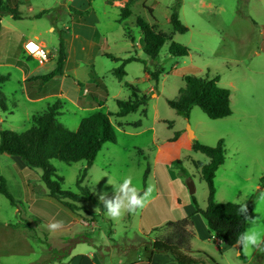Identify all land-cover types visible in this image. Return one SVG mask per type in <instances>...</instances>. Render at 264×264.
<instances>
[{"label":"rangeland","instance_id":"obj_1","mask_svg":"<svg viewBox=\"0 0 264 264\" xmlns=\"http://www.w3.org/2000/svg\"><path fill=\"white\" fill-rule=\"evenodd\" d=\"M128 1L122 0L123 6ZM132 1V15L126 20H121L120 7L114 0H79L72 6L68 5L67 0H24L19 7L22 20H14L8 15L2 16L0 25L12 30L14 44L8 41L7 33L1 35L0 29V73L11 75L10 81L0 85V92L6 98V110L0 109V133H21L28 130L35 125V115L45 112L47 104L53 105L58 99L61 100L57 119L71 130H77L81 120L96 111L111 114V123L117 125V142L104 145L88 169L87 183L84 179L82 184L95 196L93 200L83 203L82 207L90 213L102 211V214L104 206L97 198L98 194L105 193L109 199L115 194L114 186L109 184L110 178L107 176L113 177V184H118L124 176H131L133 184L141 193L145 188L154 189L151 177L144 181L146 170H154L155 154L154 151L149 152L150 149L157 148L152 145L154 141L164 143L178 131L185 136H189L192 131L193 140L203 145L215 146L222 140L226 161L216 173V201L245 203L246 206L253 204L255 211L248 219L246 230L252 227L262 233L264 51L256 45L262 39L260 32L261 24L264 23V1L204 0L207 5L202 6L200 0H182L179 15L189 30L186 34L174 33L170 24L171 11L176 0ZM107 2H112L113 5ZM75 11L86 14L81 17ZM38 15L40 18H36ZM138 16L156 26L157 32L168 38L156 59L149 58L142 50L143 35L136 24ZM249 16L259 25H252L246 18ZM73 22H78L77 27L72 26ZM222 22L227 29L226 42H219L220 38L215 34L216 27L220 28ZM61 38L66 42L68 58L65 67L66 80L60 91L62 95H59L60 98L56 96L58 99L52 97L33 103L28 99L24 80L52 71L56 66ZM27 40L42 43L49 49V62L42 65L28 58L24 50ZM172 41L188 48L189 56L170 55L169 46ZM85 52L88 57H85ZM104 53L117 59L133 57L138 60L126 66V76L120 80L112 74V70L119 67L121 62L113 60L107 54L104 56ZM145 68L158 73V83L151 77V80H143ZM91 70L107 87V96L104 91H100L101 95H98L96 89L86 86L91 82ZM189 75L203 78L218 76L219 86L231 92L233 114L224 119L212 120L199 107H193L189 119L178 115L168 105V100L178 99L180 90L185 87L184 77ZM128 85L138 88L149 99L143 112L140 109L119 119L115 116L118 111L117 101L131 98L132 90ZM30 86L34 93L40 94L49 93L52 89L51 84L31 82ZM85 87H88L89 94L86 98L94 104L101 100L102 107L93 111H81L75 107L73 101L85 96ZM171 122L172 128L169 127ZM153 133L156 139L152 138ZM187 144V138L182 139L178 146L164 144L161 158L180 152V160L185 169L182 177L184 182H193L196 192L191 195L187 188V191L181 193L178 185L174 186L173 191L182 199L184 205L191 204L194 196L201 206H206L207 185L191 162L204 163L207 157L192 150ZM139 149L145 150L146 155L142 156L144 152ZM147 156L151 159L146 160ZM52 164L56 173L63 178L62 189L80 196L76 182L80 173L87 168V162L68 165L53 160ZM170 169L171 174L180 177V165ZM1 177L5 179L7 188L18 205L13 206L0 194V264H40L51 258L63 264L69 256H72L71 264H76V261L80 262L82 256L90 251L91 245L85 243V237H90L97 245V256L98 253L105 255L108 247L117 248L111 256L105 255L101 259L99 255L101 264H130L138 260L139 253L131 251L135 246H117L111 238L122 243L129 239L137 242L141 236L140 209L134 213L125 211L116 220L106 216L111 220L112 226L107 220L99 219L95 228H88L85 224L83 226L76 223V216L68 219L62 215L60 210L68 213L67 208L46 196L42 171L27 168L19 157L0 155ZM95 183L94 190H91ZM35 196L39 201L33 205ZM79 215L82 218L85 213L82 211ZM83 219L85 221V217ZM94 219L96 220H87L90 222ZM57 221H61L62 226L69 223L72 225L54 231L47 227L49 223ZM109 231H113L112 236ZM162 231L166 235L171 230L163 228ZM154 234L157 236L158 232L152 236ZM78 240L82 242L76 243L69 251V245ZM141 242L145 244L146 241L141 238ZM243 252L242 247V255ZM250 264H264V254L258 252Z\"/></svg>","mask_w":264,"mask_h":264},{"label":"trees","instance_id":"obj_2","mask_svg":"<svg viewBox=\"0 0 264 264\" xmlns=\"http://www.w3.org/2000/svg\"><path fill=\"white\" fill-rule=\"evenodd\" d=\"M122 1V0H114ZM113 5L112 2H107ZM134 1L129 0L123 7H120L121 20H126L132 15L131 6ZM21 2L19 0H0V18L4 15L12 17L14 20H22V14L19 11ZM182 6V0H176L171 11L170 24L174 33L186 34L189 30L180 20L179 11ZM81 17L84 12H77ZM152 14V10H150ZM38 15L36 18H40ZM136 24L141 29L143 35L142 50L151 59H156L160 55V51L168 40L166 36L157 32L156 26L150 25L142 17L136 18ZM1 29V25H0ZM169 53L174 57H187L190 50L176 42H171ZM115 61L121 62V65L114 69L113 75L118 79H122L125 73V66L128 63L136 61V58L117 59L112 55H107ZM67 62L66 42L60 39L59 53L57 57L55 69L46 75L33 76L25 79L24 83L31 99H37L46 94H58L60 79L64 76L63 68ZM149 76L158 83V73H154L145 68ZM90 78L94 80L98 86H101L107 96V88L102 80L95 76L93 72L89 73ZM11 80L10 74L0 73V85ZM185 87L180 90L177 100H168V105L174 109L178 115L185 119H189L193 107H199L203 113L212 120H219L230 117L233 114L231 108V92L226 88L219 86V77L210 78L185 76ZM51 84L52 89L49 93H34L31 90L30 83ZM132 90L131 98L127 101L118 100L117 117H125L130 113L137 112L139 108L146 104L148 97L141 95L138 88L128 85ZM6 98L0 92V109L5 108ZM60 100L53 105H48L47 110L42 114L35 115V125L28 130L18 133L15 131H2L0 133V155L7 154L19 157L25 166L33 170L42 171V181L45 185L46 196L59 202L72 213L83 211L89 214L92 219L99 214H92L85 210L84 207L78 205L80 203L93 200V195L89 189L82 186L88 169L92 166L93 161L97 158L99 152L106 143L117 142V133L115 127L110 121L111 114L104 112H96L86 118H83L78 129L73 131L58 121ZM94 105L92 107H95ZM169 127H173V123H169ZM179 132L175 133L173 140L179 136ZM193 149L206 155L210 161L206 165L199 167L203 181L208 188L207 207L200 209L197 200L192 196L196 212L201 214L206 220L210 231L214 232L224 244L234 247L237 244L238 235L245 231L246 221L252 213L254 205L247 207V213L244 216L239 212L241 205L234 203H218L216 201L215 178L218 169L225 163L226 150L222 140L215 146L203 145L196 140L193 141ZM53 160H58L65 164L71 165L79 162H87V168L80 173L77 179L76 187L81 192L78 196L75 193L62 189L63 178L60 177L52 164ZM174 165H180V161L173 162ZM181 172L185 174V169L180 167ZM149 168L144 175V181L147 180ZM261 189H264V177L261 179ZM0 194L5 196L9 202L15 206L18 202L9 192L6 181L0 178ZM110 226L111 221H108ZM193 221L191 217L185 218L177 222H169L164 228H169V234L163 235L159 239L149 242L150 251L153 254H167L173 258L176 264H218L211 256L204 251H192L190 248L191 232ZM111 230V229H110ZM112 234V231H109ZM82 240H78L69 245V251L74 245ZM116 244L115 241H113ZM242 249V245H241ZM241 257L243 255L241 254ZM245 259V258H244ZM57 260H50L40 264H53ZM134 264H148V262H136Z\"/></svg>","mask_w":264,"mask_h":264},{"label":"crops","instance_id":"obj_3","mask_svg":"<svg viewBox=\"0 0 264 264\" xmlns=\"http://www.w3.org/2000/svg\"><path fill=\"white\" fill-rule=\"evenodd\" d=\"M78 1L79 0H76L74 3H77ZM19 2H21V5H23L24 0H19ZM200 3H202V6L207 5L204 2V0H200ZM116 4H118L119 7H122L124 2L116 1ZM208 5H210V4H208ZM246 18H247V20H249V22H251L252 25H255V26L259 25L258 22H256L254 20V18H252L250 16L246 17ZM263 19H264V9H263ZM0 21H1V19H0ZM73 23H72V26H73ZM77 24H78V22H77ZM1 30H2L1 35L7 33L9 36L8 41L13 43V32H12V30L6 29L4 27H1ZM226 32H227V29L223 27V22H222V26L220 28L216 27V33L215 34L219 36V38H220L219 42H226V39H225ZM260 34L262 35V39L256 46H258V48H260L262 51H264V23L261 24ZM27 41H25V43ZM106 54L107 53H104L103 55L105 56ZM88 56L89 55H87L85 52V57H88ZM128 59H130V58H128ZM85 60H87V59L85 58ZM88 61H90V60H88ZM66 63H65L64 68H63L64 76L61 78V81H60L61 86L58 88L59 92L56 95L46 94L43 97H40L37 99H31L28 95L25 83H23L25 91H26L27 96H28V99L31 102L39 103V102L49 100L52 97L62 95V94H60V91L63 89V84H64V81L66 80V79H64L66 76V74H65ZM128 64H130V63H128ZM128 64H126V66ZM126 66H125V68H126ZM55 67L52 69V71L55 69ZM125 68H124V70H125ZM113 71H114V69L112 70V74H113ZM90 72H93L94 75L97 76L94 71L91 70ZM125 73H126V70H125ZM97 77H99V76H97ZM143 80H145V81L151 80L147 71H145V76L143 77ZM93 84H95V86ZM87 85L90 86L91 89H96L95 92L98 95H101L100 91H102V92L104 91L102 88L98 89V87H101V86H98L97 83L92 79H91V82H88L86 84V86ZM85 90L87 92L88 87H85ZM107 92H108V89H107ZM141 95H142V92H141ZM82 96L78 97L77 101H73V103L75 104V107H78L79 110L85 111L87 109H91L93 111V110H96V108L102 107L101 100H99L100 103L94 104L92 101L87 99L89 96L88 92L85 94L84 97H82ZM56 98L58 99V97H56ZM59 98H60V96H59ZM58 100H61V99H58ZM48 105H51V104H47V106ZM94 105H97V106L92 107ZM145 105L141 106L139 108V110L142 109V112H143L145 110ZM96 112H94V113H96ZM94 113H92V114H94ZM116 113L117 112H115V114ZM38 114H42V113H38ZM130 114H128V115H130ZM127 116H125V117H117L116 116V117L120 119V118H126ZM113 126L115 127V130H117V125L113 124ZM73 131H75V130H73ZM179 133L180 134L176 140H173V138L175 136V134H174L173 137L169 138L164 143L154 141L152 145H156L157 148H152L153 150L152 149L149 150V152L154 151V154H155V156L153 157L154 170L151 171L149 168V174H148V177H151V180L154 181V189H152V193L150 194L149 200L146 203L145 207L140 209V214H139V233L141 232L140 238L137 240V242H134L131 239H129L127 242L122 243L120 241H116L113 238H111V241L112 242L115 241L117 246H125V245L135 246L133 248V250H131V251L139 253V255H138L139 258L137 261H134L130 264H134L136 262H148V264H176L175 261L173 260V258H171V256H169L167 254H153V253H151L150 247H149V242L154 241L155 239H159L160 237L163 236L162 230L167 223L177 222V221H181L185 218L191 217L192 221H193V227L190 229V232L192 235L191 239H190V248L192 251H198V250L204 251L209 256H211L218 264H250L251 259L257 255L258 250H256L255 248L254 249H243V251H244L243 257L245 259L242 258L241 254L239 255L237 253V250L234 247H230V246L224 244L223 241L214 232L209 230L206 220L202 217L201 214L196 212V207L193 203V199H192L191 204L184 205L182 202V199L178 196V194L174 193L173 188L175 185H178L181 193H184V190H186V191L188 190L186 184H187V181L189 182V180L184 182V178L182 177L181 170L179 172L180 177H176V176H174V174H171V169H170L171 167L175 166L173 164V162H175V161H180V167L184 168L183 167L184 165H183L182 161L180 160L181 154H180V152L177 151V152H175L174 155H170V156L165 155L163 158H161V153L163 151V148L165 147L164 144H169L172 146H178V144L184 138H187V140H188L187 146L193 150V141L194 140H191L188 135L185 136L183 132H179ZM152 138L156 139L155 133H153ZM139 150L144 152V154H141L142 156L146 155L145 150H143V149H139ZM176 150H177V148H176ZM197 152H199V151H197ZM147 159H151V157L147 156L146 160ZM159 160H162V161L160 162ZM209 161H210V159L207 157V161L204 163H201V162L196 163L195 161H192L191 164H192V166H195L198 169V171L201 173V170L199 167L202 165L208 164ZM225 161H226V159H225ZM197 165H199V167H197ZM200 173H198V174L200 175ZM87 175H88V173H87ZM201 177H202V175H201ZM215 180H216V178H215ZM85 182L87 183V176L85 178ZM145 190H146V188L144 189V191ZM90 193H91V191H90ZM216 194H217V192H216ZM93 197H95V196L93 195ZM38 201H39V199H37V197L35 196L34 201H33V205H35V203H37ZM84 203H86V202H84ZM197 203H198V201H197ZM228 203H231V202H228ZM82 204L83 203H80L81 206H82ZM238 205H241V204H238ZM198 206L200 209H205L207 207V205L201 206L199 203H198ZM67 211H68V213L63 211V210H60L62 215L67 217L68 219L72 218L71 216H76V218L78 220H76L75 222L80 223L82 225L85 224V227H88V228H91V227L95 228L96 227L95 225L97 224V221L99 219L111 221L110 219H108L106 217V215L104 213L102 214V211L100 213H97V212L92 213V214H97V215L99 214V216L96 217V220L94 219L93 221H90V222H89V220H87L89 218L90 219L92 218L89 214L85 213V216H84L85 221H84V219H83L84 217L82 216V218H81V215H79L82 211H80L78 213V215H77V213H72L68 209H67ZM254 211H255V209L248 216L247 221H246V225H247V222H248V219L250 218V216H252L254 214ZM68 225L71 226L72 223L71 224L69 223ZM68 225L61 226V227H67ZM9 226H11V225L9 224ZM93 231H94V229L92 230V232ZM245 231H246V226H245ZM156 232H158V235L156 236L154 234L152 236V234L156 233ZM260 234L262 237H264V231ZM112 235H113V231H112L111 236ZM141 238H142V240L146 241L145 244H143L142 242L140 243ZM85 243H88L89 245H91L90 246L91 248L89 249L90 251L88 253H86L85 256H82V259L80 260V262L76 261V264H101L100 258L102 259L105 255L111 256L114 252L113 250L117 249V248H111V247H108L107 249L105 248L106 249L105 251L107 253H105V255H101L100 253H98V256H97V251H96L97 248H95V247H97V245L93 242V239H91L90 237H85ZM131 251H128V252H131ZM99 255H100V258H99ZM71 257L72 256H69V258H66L64 260L63 264H71L72 263ZM53 264H62V263L56 262Z\"/></svg>","mask_w":264,"mask_h":264},{"label":"clouds","instance_id":"obj_4","mask_svg":"<svg viewBox=\"0 0 264 264\" xmlns=\"http://www.w3.org/2000/svg\"><path fill=\"white\" fill-rule=\"evenodd\" d=\"M25 47L30 51H34L36 46L32 43H28ZM107 177L110 178L108 181L109 184L114 186L115 194L113 198H107L105 193L98 194L99 201L104 206L103 213L107 217L116 220L121 218L125 211L128 213H134L137 209L145 207L150 194L152 193V188H148L141 193L133 184L131 176H124L120 178L118 184L112 183V176ZM97 183L92 186L91 190H94V186ZM261 199H264V194L261 195ZM239 212L244 216L246 215L247 207L245 203L241 204ZM252 223H254V221H252ZM61 226V221L49 223L47 225V227L53 231L59 229ZM237 245H242L243 249L255 248L260 254H264V237H262L261 234L252 227L238 235Z\"/></svg>","mask_w":264,"mask_h":264},{"label":"built area","instance_id":"obj_5","mask_svg":"<svg viewBox=\"0 0 264 264\" xmlns=\"http://www.w3.org/2000/svg\"><path fill=\"white\" fill-rule=\"evenodd\" d=\"M75 1L76 0H67V3L69 6H72ZM77 25H78L77 22L73 23V27H77ZM28 43H32L36 46L34 51H30L25 47V45ZM24 50H25V54L28 58L35 60L42 65L49 62L50 50L47 49L42 43H36L33 40H28L24 44Z\"/></svg>","mask_w":264,"mask_h":264},{"label":"water","instance_id":"obj_6","mask_svg":"<svg viewBox=\"0 0 264 264\" xmlns=\"http://www.w3.org/2000/svg\"><path fill=\"white\" fill-rule=\"evenodd\" d=\"M189 138L190 139H194V135H193V132L192 131H190V134H189ZM187 188L189 189V193L191 194V195H194L195 194V192H196V189H195V186H194V184H193V182H188L187 183ZM234 248L238 251V254L240 255L241 254V245H234Z\"/></svg>","mask_w":264,"mask_h":264}]
</instances>
